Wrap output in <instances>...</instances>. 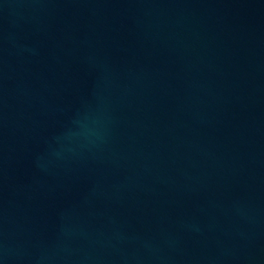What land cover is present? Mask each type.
Returning <instances> with one entry per match:
<instances>
[{
	"label": "water",
	"instance_id": "1",
	"mask_svg": "<svg viewBox=\"0 0 264 264\" xmlns=\"http://www.w3.org/2000/svg\"><path fill=\"white\" fill-rule=\"evenodd\" d=\"M0 264H264V0H0Z\"/></svg>",
	"mask_w": 264,
	"mask_h": 264
}]
</instances>
